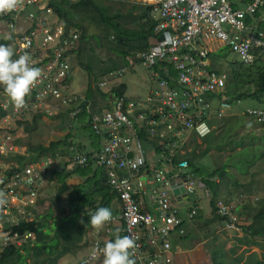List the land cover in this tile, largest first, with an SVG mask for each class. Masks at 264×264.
<instances>
[{
	"label": "built area",
	"instance_id": "obj_1",
	"mask_svg": "<svg viewBox=\"0 0 264 264\" xmlns=\"http://www.w3.org/2000/svg\"><path fill=\"white\" fill-rule=\"evenodd\" d=\"M45 1L22 0L13 12L0 15V33L5 29L13 33L17 54H29L33 66L42 69L25 108L17 111L9 100L2 104L6 113L10 109L13 113L0 117V191L8 200L0 208V257L11 246L21 247L33 237L20 236L14 228L37 210L53 167L50 158L25 168H15L14 162L8 161L19 150L16 132L25 128L18 123L32 115L64 114L71 118L87 115L91 131L105 141L97 155L80 152L72 155V160L79 167L92 160L108 170L110 185L121 199L119 220L124 223L125 236L136 243L133 258L138 264L152 257L150 264H161L164 259L172 264L167 237L182 223L173 190L206 188L201 179L184 172L187 161L175 166L176 159L185 155L188 141L210 119L213 109L217 118H224L235 108V100L226 90L229 75L214 67L209 46L226 45L246 66L257 63L259 55L264 58V32L247 23L248 17L264 15V0H135L149 9L150 18L159 21L156 43L132 54L127 59L129 66L111 72L97 84L101 90H112V84L121 82L127 73L136 74L140 66L147 74L148 92L135 98L114 93L112 110L101 114L94 112L91 101L72 91V58L82 30L67 26L59 10ZM20 21L28 27L23 34H18ZM246 114L264 123L263 110L248 108ZM155 140H159L160 153L153 146ZM144 142L154 147L155 158L147 159ZM145 198L153 211L146 208ZM217 207L218 213L228 218L227 229L239 230L237 206L219 201ZM189 215L196 216L197 210ZM116 221L112 218L106 223L107 235ZM183 233L181 229L179 234ZM102 247L95 243L82 264H101Z\"/></svg>",
	"mask_w": 264,
	"mask_h": 264
},
{
	"label": "trees",
	"instance_id": "obj_2",
	"mask_svg": "<svg viewBox=\"0 0 264 264\" xmlns=\"http://www.w3.org/2000/svg\"><path fill=\"white\" fill-rule=\"evenodd\" d=\"M101 3L102 0H51L50 6L56 7L59 10V17L67 24V26L82 30L80 43L84 41L86 37L87 27L90 23H93V21H97L98 23L106 26L115 35L114 40L116 42V47L118 48L117 51L119 53H117V55L120 58V63L123 66L128 65L127 58L132 53L147 50L150 47V39L157 38L155 34V28L159 21L150 18L148 14V8H141L137 5H133L132 10L140 11V13L138 16L132 17L131 19V23L136 25V30H130L125 26L124 23L120 21L121 19H123L122 16H110L107 13V9L103 8L100 5ZM261 16L262 14L257 13L255 17H248L247 23L250 24L254 21L257 22ZM260 30L264 32V24L262 23L260 24ZM110 36L111 35H109L108 33L107 38H110ZM259 56L260 58L253 66L245 67L244 65H242L246 68L244 69L239 64H236L231 69V71L228 72V75L230 76V84L227 85L226 90L231 97L232 94H235L234 99H251L259 102L264 96V58L261 55ZM210 58H212V55L210 56ZM111 62L112 64L107 68L99 69V77L105 76L108 73L117 70L119 64L118 61L112 60ZM88 70L89 73L92 74L91 69L88 68ZM251 88L253 89L252 91ZM89 91L91 92L92 89L89 88ZM90 92H88L86 96V99L88 101H91L94 96L92 93L90 94ZM102 96L105 95L101 93V97ZM96 111L98 113L100 112L99 110ZM216 114V110L213 109L210 113V118L216 117ZM84 118H87V116L84 115ZM81 121H85V119ZM39 124L40 121L37 118L32 123H26L25 132L32 133L39 128ZM230 125L232 128V123ZM79 128L86 130L89 129L91 131L88 124L85 126H79ZM141 136L143 137V135ZM76 139L77 138L72 136L71 132L69 131V134L66 137H55L45 144L34 145L31 141L27 142L26 144L28 147V156H17L19 166L21 168H24L25 162L36 163L43 157H51L54 158L55 161H59V159L64 155L66 156V158H69L70 156L68 155H75L77 153L79 141ZM258 140L264 142V140L262 139ZM255 142H257V140ZM152 143L157 150L160 149L158 147L159 140H155ZM73 146H75L76 148L75 151L71 150ZM227 148L229 147L225 148L219 144L217 145L216 150L218 152H223ZM147 149L148 148H145V150ZM209 150L203 151L201 153L202 157L209 155ZM80 152L81 149L78 150V153ZM158 152L160 153V150ZM157 154L158 153H156V156ZM236 155H238L237 152L233 156ZM198 158L199 156L195 153H188L186 157H184V159H187V161L189 162V166L188 168L184 169V172L189 173L190 176L204 179L208 190L212 193L210 205L213 209V213L211 214L212 219L208 221L211 224L216 222H224V219L222 217L215 215V206L217 200L220 198V192L219 186L213 181L218 176H220L221 179L223 177L220 175L219 168L215 169L209 176H204L203 174H201L199 168L196 166ZM180 161L182 160L179 157L178 159H176L174 165L177 166ZM72 175H76L78 178H85L86 181L83 183H79V185L77 186H68L67 179ZM55 179L62 187V189L60 190V194L65 193L66 191H71L68 199V205L71 209V214L58 220L57 218H55L54 211L51 210L50 206L49 213L46 215H42L40 211L42 208L40 207L44 205V202H40L39 205H42H38L37 211L33 215L34 220H23L19 223L18 226L14 228V231L19 232L20 236L33 234L35 236V239H29L28 242L21 247L13 245L8 248L0 257V264H60V262L65 257L72 255L74 249H83V246L85 245L82 244H84L85 241L86 230H91L95 234H101V231H106V224H104L103 227L99 228H93L90 224V216L98 208H109L112 212V217L115 218H117V216L121 214L120 197L117 192L108 185L109 179L107 173L102 168L94 165L88 168H82L74 165L73 171L69 173L67 172L66 167L63 166L62 162L59 161L55 165V168L51 171V180L54 181ZM45 190H48L46 186L42 189V192H45ZM245 210H257L256 212H258L254 217L251 225L246 228L249 231V235L252 240L239 241V243H244L246 246H250L253 242H256V240H253V238L255 237L264 239V206L258 202H256L255 204H251L248 202L245 204ZM201 217L202 210H199L197 212V215L192 218L190 217V215H186V219H182L181 225L169 232L167 241H169L171 244V252L173 253V256H176V252L181 249L179 242L186 241L185 245H187L188 242L187 240L189 235L184 230L183 234H179L181 229H186V225L188 222L196 221L197 218ZM110 233H112V235L109 240H114L116 236H125L124 223L118 221L117 226L113 223L110 229ZM185 237L186 240L184 239ZM99 241L104 246V243L108 240L100 238ZM173 241L175 242L177 249H174ZM161 244L162 243H160V245ZM152 258L154 259V257ZM251 258H249L243 264H252L250 261ZM151 259H148L147 261L146 259H143V261H145V264H150V262L152 261ZM210 259L211 264H225L221 263L218 260L219 258H217L215 254L212 255ZM235 261H237L236 264H241L243 258L240 257L238 259H235ZM175 263L176 262L174 261V264ZM161 264L171 263H168L164 259L163 263ZM256 264L263 263L259 259H256Z\"/></svg>",
	"mask_w": 264,
	"mask_h": 264
},
{
	"label": "rangeland",
	"instance_id": "obj_3",
	"mask_svg": "<svg viewBox=\"0 0 264 264\" xmlns=\"http://www.w3.org/2000/svg\"><path fill=\"white\" fill-rule=\"evenodd\" d=\"M133 3L134 0H102V3L100 5L103 8L107 9V13L110 16H122L123 19H121L120 21L124 23L128 29L136 30V25L131 23V19L132 17L138 16L140 11L132 10V6L134 5ZM262 19H264V15H262ZM254 24H257L256 21H254ZM108 33L109 35H111L110 38H107ZM114 38V33L103 24H100L97 21H93V23H90L88 25L86 37L84 41L80 43L82 50V53L80 54L81 57L78 60L73 61L74 71L72 85L73 90L80 96L86 97L88 92H90V86L95 84L94 81L92 82L90 80V73L88 68L91 69V73L94 74V76H98L99 69L107 68L108 66H110L112 64V60L118 61L119 64L117 69L123 67V65L120 63L119 56L116 54L118 53V51L115 49L116 42ZM217 46L218 47L213 48L215 52L211 58L214 65L223 68L222 70L224 71L227 67L233 68L236 64H239L240 66L244 65L241 63L238 55H236L231 50H228L226 45L220 44ZM244 66L248 67L246 65ZM244 66L242 67L246 69ZM143 77H147L146 71L142 67L138 66L136 75L133 76L130 74L124 78L123 82L128 86V90L126 91L127 95L132 96L134 94H146L147 83L141 80ZM91 89H96L97 91H99L94 87ZM252 90L253 89L251 88V91ZM91 93L92 91L90 92V94ZM241 103H243V105L246 107H259L264 109V96L259 102H256L255 100H243ZM32 116L29 118V122H31ZM42 121L43 118L40 119L39 127H44V131H35L28 138L23 139V142L26 143L27 141H31L32 143H47L55 137L60 138V136H56V134L58 133L53 129L52 124L54 125V121L50 119H46L43 122ZM46 123L49 124L47 125ZM223 123L226 125L222 124V122L217 124L221 127L219 129L221 130V133L219 135H216L215 137L212 136L213 141L210 143V149H217V145L219 144L225 148H229H227L223 152H218L217 150H215L211 152L210 155L202 157L201 153L209 146L210 141L202 138L203 136L208 135V133L203 134L202 132L195 136L196 141H193V139L190 141L189 149H187V151L192 154L195 153L199 156L196 162V166L204 176L211 175V173L215 169L219 168L220 175L223 177L222 180L220 179L222 183L221 190L223 192H231L235 196L244 195L248 197H254L255 194L258 193V189H260L261 191L264 190V142L257 139L258 137L259 139L264 140V127L258 125L257 127H253V129H250V126L244 128V125L242 123H235V125L233 124L231 128V123L224 120ZM75 128V135L77 136L78 141H80L81 138L88 139L89 143L90 141L99 140L96 136H94V134H92L89 129L86 130L78 128L77 125H75ZM211 135H215V131H212ZM26 136L27 135H24L23 138ZM31 137L36 138V140H33ZM256 140L257 142H255ZM89 143L85 145L86 151H91V148H93ZM239 148H241V152H239L238 155L233 156L234 154H236V150H240ZM76 178L78 177L73 175L69 176V178L67 179V185L77 186L78 180H75ZM217 178H220V176H218ZM233 186H235L236 188ZM47 189L48 190H45V192H43V198L41 201V203L44 202V205H39H42L40 207L42 208L40 210L42 215H46L49 213L50 206L51 210L54 211L55 218H57L58 220H60L62 217H67L68 215H70L71 209L68 205V199L71 191H66L65 193L60 194V190L62 189V187L56 179L52 182L50 181ZM258 196L264 197V194L260 193ZM240 198V202L245 200V197L243 198V196H240ZM190 201L191 203H194L196 201L200 203L202 209V217L201 219H196V221L194 222L192 233L188 236L187 244H190V253L187 254L189 255L187 258L188 264L190 262H192L191 264H211V259L209 258L212 257L214 253H220L217 258H219L218 260L221 263L225 264L227 262L236 264L237 261H235L234 259H238V257L243 258L242 263L252 257L250 259L252 264H256V259H259L264 264L263 238H253V240H256V242H253L249 247H247L249 249H246V247L239 248L237 246L239 245V238L237 236H232V234L230 233L231 231L222 229L221 231H219V233H217V231L213 229V225H211L209 221L208 224H206V217L211 215L212 211L210 202L208 199H205L203 192L196 190L195 193H192L190 195ZM188 205L190 206V204ZM183 211L185 215H187L188 208L185 206V208H183ZM30 220H34V216L31 217ZM90 231L86 230L85 241L84 244H82L85 245L83 246V249L76 248L73 250L72 255L67 257L70 262L75 263L76 260L73 256H77L79 252L83 251L84 253H89L86 251V248H88L86 244L88 243V245H90ZM248 238L249 241L252 240L251 237ZM174 249H177L175 242ZM223 253L226 254V258L221 257ZM179 258L181 261H183L184 255H179ZM190 258H192V260Z\"/></svg>",
	"mask_w": 264,
	"mask_h": 264
},
{
	"label": "clouds",
	"instance_id": "obj_4",
	"mask_svg": "<svg viewBox=\"0 0 264 264\" xmlns=\"http://www.w3.org/2000/svg\"><path fill=\"white\" fill-rule=\"evenodd\" d=\"M21 3H22V0H0V15L13 12ZM11 38H12L11 32L0 33V40L8 41V40H11ZM76 55H77V53H75L73 58ZM73 58H72V60H73ZM128 65H129V63H128ZM72 67H73V62H72ZM73 71H74V69H73ZM41 77H42V69L39 68V67L33 66V64L31 62V56L29 54L24 53V54L18 55L17 53H15L14 47L12 45L5 44V43H0V88H2L3 93L5 94V96H0V105H1L0 106V112L3 113V114L0 115V117H3L5 115H12V113H13V109H10L9 112L6 113V111H4V109L2 107V104L5 103L7 100H9L13 104L14 108L17 111H19L20 109L25 108L27 106L26 97L30 94V92L32 91L33 86L39 82ZM114 84H117V83H114ZM148 84L149 83L147 82L146 94L148 92ZM97 89H100V88H97ZM113 89H115L116 93L125 94L128 98L141 97V96L144 95V94H135V95H132V96L127 95V93H126L127 90L126 89H128V86L124 82L123 83L119 82L118 86L117 87L114 86ZM113 89L112 90H108V91H105V90H102V91H104L107 94L105 96L108 97L109 94L113 92ZM81 97H83V96H81ZM84 98L86 99V97H84ZM232 99H234V94H232ZM234 100H235L234 103H233L234 106H235V104H239L240 103V102L237 103L239 99H234ZM112 106H113V102L109 105V109H107V110H112ZM251 108H254V107H251ZM93 109H94V112L98 113L96 111V109H95L94 104H93ZM254 109H260V110L264 111V109H261V108H254ZM107 110H105V111H107ZM99 114H101V112H99ZM247 117L250 120H252V121L255 120L253 118H250L249 116H247ZM36 118L39 119V121H40L41 118H43V121H45L46 119H48V120L50 119V120L54 121L53 129L55 130V132L58 133V134H56V136H62L64 134H69V131L72 132V130L74 129L75 125L85 126V125L88 124V117L84 118V115L81 116L80 118H71L69 115L65 116L64 114H59V115H56V116L54 115L52 117H49L48 115L45 116V117L43 115H39ZM35 119H32L31 122H29V118H27L25 120V122H19L18 124H19V126L24 125L25 128H26V123H32ZM84 119H85V121H81V120H84ZM221 119H224V118H221ZM255 121L257 122V124H259L261 126H264V123H261L258 120H255ZM20 123H22V124H20ZM46 124L48 125L49 123H46ZM25 128L24 129L20 128V130L16 132V135L18 136V139H17L18 140V149H19L18 152H15V153L11 154L8 157V161L9 162H14V164H13L14 166L13 167H15V168H21L19 166L17 156H19V155L20 156H28V147H27L26 143L29 142V141H27L25 143L22 140L28 138L35 131H40V132L44 131V127H39L37 130L33 131L32 133H28V132H25ZM48 134H50V133H48ZM92 134H94V133L92 132ZM24 135H27V136L23 138ZM94 136H96V135L94 134ZM74 137H76V136H74ZM97 138L99 139V141H101L100 142V147L97 148V149H100V150L92 149L91 150L92 153H89L90 151H86L85 148L82 147V145L79 144V143H78V150L81 149V152L86 153V155L89 156V157H93V156L97 155L98 153H100L103 150V147H104V144H105L104 139L99 138V137H97ZM35 140H36V138H35ZM190 140H191V138H190ZM190 140L188 141L187 146L190 145L189 144ZM38 144H45V143L41 142V143H38ZM144 146H145L144 148H148L147 150H145L146 154H147V159H149L148 155L150 153H154L156 155V151H155L154 147L150 146L148 142H144ZM71 150L75 151L76 150L75 146H73L71 148ZM78 150H77L76 154H78ZM68 156H70V157L66 158L65 155L62 156L59 159V161L62 162L63 166L66 167L67 172L70 173V172L73 171V166L75 164H74V161L72 160V157H71L72 155H68ZM181 157H182V160L187 161V159H184V157H186L185 155H182ZM48 158H50L53 161V167L50 169V174H49L47 182H46V187L49 185L50 181L52 182V180H51V171L55 168V165L59 162V161H55V159L51 158V157H43L42 159H40L38 161L40 162V161L48 159ZM30 164H34V163L25 162L24 168L29 166ZM93 165L97 166L99 168H102L107 173V176H108V179H109L108 185L111 187V185H110V181L111 180H110L109 172H108V170L106 168L97 165L96 162L92 161V160L87 166L82 167V168H88V167L93 166ZM188 166H189V162H188ZM195 178L196 179H201L205 183L204 179L199 178V177H195ZM205 185H206V183H205ZM181 188H184V187L182 186V187H179V188H176V189H181ZM196 190H198L200 192H203L204 194H207L209 196V190H208L207 186H206L205 189H199V188L196 187L194 189V191H192V192H188L185 189V193H181L180 196H176V195H174V193H172L173 196L176 199L175 204L178 205V200H180V201L186 200V202L191 204V206L188 209L187 215H189L190 211L193 210V209H196L197 212L199 210H202L201 206H200V203L198 201H196L194 203H191V201H190V195L192 193H195ZM114 191H116V190H114ZM42 194H43V192H42ZM41 201H42V197H41L40 202ZM219 201H223L225 203H231V202H228L226 199L219 198L217 200V203H216V206H215L216 207V214L215 215H218V216H220V217H222L224 219V222H222V224H224L225 230H228V231H231V232L238 231V230L227 229L226 226H227V223H228V218L227 217H223V216H221L218 213L217 204H218ZM7 204H8V200H7V197H6L5 193L3 191H0V208L5 207ZM145 206H146V198H145ZM211 211L213 213L212 207H211ZM34 213H33V215H34ZM180 214H181L180 216H181L182 219H186V217H184L185 214L182 212L181 208H180ZM237 215L239 216V227H240L241 216L238 214V206H237ZM112 218H115V217H112L111 210L109 208H107V207H101V208H98L93 214H91V216H90V224H91V226L93 228L103 227L104 224L110 222L112 220ZM116 219L118 221H120L119 220V215L117 216ZM26 221H31V220L29 219V220H26ZM118 221H116L114 223L116 226L118 224ZM111 227H112V225H111ZM111 227H110V229H111ZM240 229L241 228H239V230ZM183 230L186 231V229H183ZM101 233H102L101 237L97 238L95 240V242L93 243V244H95L97 242H100L99 241L100 238L108 240V241H106L104 243V246L102 248H99V252H100V254L103 257L100 260L101 264H137L136 259L133 258L135 253L132 251L136 247V243H135V240L131 236H127V235L123 236V237L116 236V238L114 240H109V238L111 237L112 233H110L109 235L106 234V231H101ZM26 235H28V234H26ZM25 236H23V237H25ZM32 236L33 237L29 238V239H35V236L33 234H32ZM29 239H27L23 243V245L25 243H27ZM172 255H173V253H172ZM88 257L85 260H83L82 262L86 261L88 259ZM172 264H173V260H172Z\"/></svg>",
	"mask_w": 264,
	"mask_h": 264
},
{
	"label": "crops",
	"instance_id": "obj_5",
	"mask_svg": "<svg viewBox=\"0 0 264 264\" xmlns=\"http://www.w3.org/2000/svg\"><path fill=\"white\" fill-rule=\"evenodd\" d=\"M71 1V0H70ZM73 1H75V0H73ZM115 1H124V0H115ZM50 2H51V0H46L45 1V3H49L50 4ZM134 5H137V6H139V7H141V8H144L143 6H141L140 4H137L136 2H135V0H134V3H133ZM261 19H262V16H261ZM261 22L262 23H264V19H262L261 20ZM21 23V24H20ZM257 23V22H256ZM252 25H254V26H259L258 27V29L260 28V25H259V23H257L256 25L254 24V22L253 23H251ZM22 26H24V27H22ZM20 27H22V28H20ZM27 25L24 23V22H22V21H20L19 23H18V34H23V33H25V31L27 30ZM5 32H9L8 30H4L3 31V33H5ZM11 36H12V38H11V40H8V41H4V40H0V43H5V44H10V45H12L13 47H14V50H15V53H17V49H16V45H15V39H16V36L13 34V33H11ZM154 43H156V38H152V39H150V42H149V45L151 46V45H153ZM217 45H219V44H215V43H213V44H211L210 46H209V49L212 51V53L210 54V56L212 55H214V52H215V50L213 49L214 47H218ZM116 50L118 49L117 47L115 48ZM74 53H77V55L73 58V60H72V62L74 61V60H78L79 58H80V55H79V53L81 54L82 53V50H81V44H79V47H78V50H76ZM119 53V52H118ZM117 54V53H116ZM130 57V56H129ZM128 57V58H129ZM127 58V59H128ZM211 59V58H210ZM212 61V60H211ZM213 63V62H212ZM213 65H214V63H213ZM127 66H129V65H125V66H123V67H127ZM123 67H121V68H123ZM214 67L218 70V72L219 73H224V74H227L228 75V72L229 71H231V69H232V67H227L226 69H225V71L224 70H222L223 68H220V67H217L216 65H214ZM73 69H74V67H73ZM120 68H118L117 70H119ZM226 70H228V71H226ZM114 71H116V70H114ZM113 72V71H112ZM111 73V72H110ZM110 73H108V74H110ZM107 74V75H108ZM137 74V73H136ZM135 74V72H133L131 75H136ZM107 75H105V76H107ZM127 75H130V74H126L125 75V77L127 76ZM105 76H102V77H99V76H94V74H89V77H90V80L93 82H95V84H93L92 86H90V88H98V82L103 78V77H105ZM230 76L228 77V82H227V85H229L230 84ZM73 80V79H72ZM122 80H124V78L122 79ZM142 81H144V82H148L147 81V78L145 79L144 77L141 79ZM120 83H123V81H121ZM116 85H118V83L117 84H112L111 85V88H113L114 86H116ZM99 91H97L96 89H92V94L94 95L93 96V99L91 100V102H92V104H94V106H95V109L96 110H99L101 113H103L105 110H107L108 109V106L112 103V101H113V94L114 93H116L115 92V89H113V92H112V95L111 96H108V97H106V96H102L101 97V93L102 94H104V95H107L104 91H102V90H100V89H98ZM107 90V89H106ZM126 90H128V89H126ZM125 90V91H126ZM72 91L76 94V95H79L78 93H76L74 90H73V85H72ZM144 94V93H143ZM238 94V93H237ZM135 95V94H134ZM235 95V94H234ZM0 96H5V94L3 93V90H2V88H0ZM145 96V94L143 95V96H141V97H144ZM235 98H237V97H235ZM239 99V98H238ZM262 99V98H261ZM240 100V104H235V108H234V110L233 111H231V112H228L227 113V115H226V117H224V119H221V118H216V117H212V118H210L209 120H207L206 121V123L200 128L201 130H199L198 132L199 133H194L193 134V136H192V138H191V140L193 139V141H196V139H195V136L197 135V134H200V133H202L203 132V134L204 133H208V135H205V136H203L202 138L203 139H207V140H210L209 141V146L205 149V150H209L210 149V146H211V142H212V136L213 137H215L216 135H219L220 133H221V130H219L221 127L219 126V125H217V124H219L220 122H222V124H224L223 123V120L224 121H227V122H231L232 123V125L234 124L235 125V123H242L243 125H244V128L245 127H248V126H250V129H253V127H257L259 124H257V122L254 120V121H252V120H250L248 117H247V115H246V110L248 109V108H251V107H246V106H244L243 105V103H241L242 101H243V99H239ZM247 100H251V99H247ZM261 101V100H260ZM256 102H258V101H256ZM1 106V105H0ZM254 108H259V107H254ZM262 109V108H261ZM1 114H3V113H1L0 112V115ZM35 117H37V116H33L32 117V119H35ZM224 125H226V124H224ZM224 125H223V127H224ZM227 125H229V124H227ZM78 126V128H79V125H77ZM264 127V126H263ZM216 129H217V131H216ZM75 131H76V128L74 127V129L72 130V132H71V135L72 136H76L75 135ZM212 131H215V135H211V132ZM68 134H64V135H62V136H60V138L62 137V138H64V137H66ZM209 137V138H208ZM76 138H77V136H76ZM257 139H259L258 137H257ZM77 140V139H76ZM190 140V141H191ZM100 142L101 141H99V140H97V141H90V143L88 142V139H86V138H81L80 139V141H79V144H81L82 145V147H84L85 148V145H87L88 143L90 144V146H92L93 148H91V150L92 149H95V150H100V149H97V148H99L100 147ZM97 144H99V146L97 145ZM190 144V143H189ZM187 149H189V146H186L185 148H184V151H185V156L188 154V153H190V152H188L187 151ZM240 150H236V152L237 153H239V152H241V148H239ZM204 150V151H205ZM216 150V148H214V149H210L209 151H210V153H209V155L211 154V152H213V151H215ZM187 152V153H186ZM89 153H92V151H90ZM150 153V152H149ZM155 154L154 153H150L149 155H148V158L149 159H153V158H155ZM180 158H181V160H182V157L180 156ZM94 171V170H93ZM73 176H76V175H73ZM221 178H215L213 181L219 186V192H220V198L221 199H226L228 202H231V203H234V204H236L237 206H238V214L241 216V223H240V227L239 228H241L240 230H238V231H233V232H230L231 234H232V236H237L238 238H239V241L240 240H245V241H248L249 240V238L248 237H250V235H249V231L246 229L247 227H249L250 225H251V223H252V221H253V219H254V217L256 216V214L258 213V212H256L257 210H253V211H246L245 210V204L246 203H251V204H254V203H256V202H261L260 204L261 205H263L264 206V197H260V196H258L260 193H263L264 194V190H260V189H258V193L257 194H255V196L254 197H248V196H244V195H238V196H235L233 193H231V192H223L222 190H221V186H222V183H221V180H220ZM75 180H78V185H79V183H83V182H85L86 181V179L85 178H76ZM85 180V181H84ZM73 186H75V185H73ZM241 186V185H240ZM233 187H235V186H233ZM236 188V187H235ZM238 188V187H237ZM244 188V187H243ZM226 193V194H225ZM204 196H205V199H208L209 200V202H210V200H211V198H212V193H211V191H209V196L207 195V194H204ZM240 196H243V198L245 197V200L247 201H245V200H243L242 202H240V200H241V198H240ZM42 198H43V194H42ZM258 200V201H257ZM239 202V203H238ZM246 202V203H245ZM258 202V203H259ZM245 203V204H244ZM188 204H190V203H188V202H186V200H184V201H180V200H178V205H179V207L181 208V210H182V212L184 213V211H183V208H185V206L189 209V207L191 206V204H190V206L188 205ZM244 204V205H243ZM146 208L149 210V211H153V209H152V205H151V203H150V201H149V198H147L146 199ZM185 214V213H184ZM184 217H186L185 215H184ZM201 219V218H200ZM210 219H212V216L211 215H209V216H207L206 217V224H208V220H210ZM194 222L195 221H193V222H188L187 223V225H186V232H187V234L188 235H190L191 233H192V230H193V226H194ZM211 225H213V229L215 230V231H217V233H219V231H221L222 229L224 230L225 229V227H224V224H222V222H216V223H213V224H211ZM215 231H214V233H215ZM248 232V233H247ZM101 235H102V233L101 234H95V233H93V231H91V241L89 242L90 243V245H88V243H87V247L88 248H86V251L87 252H89V253H84L83 251L82 252H79V254L77 255V256H73L74 258H75V263L74 262H70L69 261V259H67V257H65L61 262H60V264H80L83 260H85L89 255H90V253L92 252V250H93V243L95 242V240L97 239V238H99V237H101ZM185 240H186V237L184 238ZM184 242V241H183ZM183 242H179V245H180V247H181V249L178 251V252H176L177 254H176V256H173V264H174V261L176 262L175 264H188V261H187V258H188V256L189 255H187L188 253H190L189 252V250H190V244L188 243L187 245H185L186 244V241L183 243ZM239 245H237L239 248L240 247H246V249H249V248H247V247H249V246H246L244 243H238ZM256 244V243H255ZM211 252V251H210ZM184 255V260L183 261H181L180 260V258H179V255ZM216 256H218L220 253H214ZM69 256H71V255H69ZM221 257L222 258H226L227 256H226V254L225 253H223L222 255H221ZM176 258V259H175ZM196 258V257H195ZM211 258V257H210ZM209 258V259H210ZM239 258V257H238ZM191 260H192V258H190ZM237 259V258H236ZM235 260V259H234ZM192 262H190L189 264H191ZM227 263H229V262H227ZM241 264H243V263H241Z\"/></svg>",
	"mask_w": 264,
	"mask_h": 264
},
{
	"label": "water",
	"instance_id": "obj_6",
	"mask_svg": "<svg viewBox=\"0 0 264 264\" xmlns=\"http://www.w3.org/2000/svg\"><path fill=\"white\" fill-rule=\"evenodd\" d=\"M173 193H174V195H176V196H180L181 193H185V189H184V188H181V189H175V190L173 191Z\"/></svg>",
	"mask_w": 264,
	"mask_h": 264
}]
</instances>
